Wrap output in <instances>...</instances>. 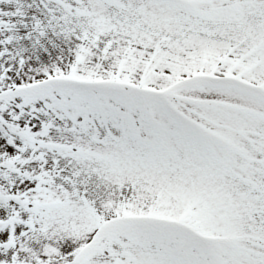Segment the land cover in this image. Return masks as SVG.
Returning a JSON list of instances; mask_svg holds the SVG:
<instances>
[{
    "label": "snow or ice",
    "instance_id": "obj_1",
    "mask_svg": "<svg viewBox=\"0 0 264 264\" xmlns=\"http://www.w3.org/2000/svg\"><path fill=\"white\" fill-rule=\"evenodd\" d=\"M0 264H264V0H0Z\"/></svg>",
    "mask_w": 264,
    "mask_h": 264
}]
</instances>
